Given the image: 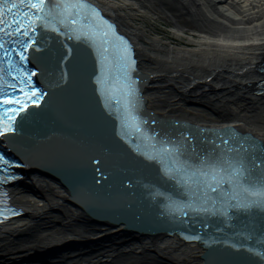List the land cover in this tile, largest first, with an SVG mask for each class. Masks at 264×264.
<instances>
[{
	"label": "bare ground",
	"instance_id": "obj_1",
	"mask_svg": "<svg viewBox=\"0 0 264 264\" xmlns=\"http://www.w3.org/2000/svg\"><path fill=\"white\" fill-rule=\"evenodd\" d=\"M91 1L131 38L166 110L264 135V95L255 88L263 79L264 0H164L170 20L193 30L172 42L139 24L130 12L139 5ZM72 195L61 176L30 171L15 190L28 214L0 231V264H207L209 246L101 221Z\"/></svg>",
	"mask_w": 264,
	"mask_h": 264
},
{
	"label": "snow or ice",
	"instance_id": "obj_2",
	"mask_svg": "<svg viewBox=\"0 0 264 264\" xmlns=\"http://www.w3.org/2000/svg\"><path fill=\"white\" fill-rule=\"evenodd\" d=\"M45 30L94 44L103 60L101 83L105 95L120 104L121 135L132 141L142 156L160 164L165 176L176 182L188 197L169 196L170 208L180 216L227 215L229 221L234 215L233 209L246 212L264 208V155L251 151V138L241 137L231 129L226 135L218 136L208 148L201 147L191 131L186 135L173 134L148 127L141 111L144 97L136 73V50L91 0H11L0 4V62L3 65L0 88H7L0 91V138L17 131L20 114L44 102L45 91L36 86V80L32 79L34 73L18 72L19 62L13 58L18 53L20 60L27 64L34 46L40 47L37 37ZM15 36L19 39L14 40ZM12 43L17 45L15 49L11 48ZM67 48L71 49L72 45L68 44ZM63 56L62 65L66 63ZM9 75L17 77L18 82L9 81ZM20 75L25 79L20 80ZM60 79L65 80L63 69ZM14 163L19 162L0 152V166ZM245 235L252 239L248 233ZM235 247L251 248V245L235 244ZM251 250L264 256V243Z\"/></svg>",
	"mask_w": 264,
	"mask_h": 264
},
{
	"label": "water",
	"instance_id": "obj_3",
	"mask_svg": "<svg viewBox=\"0 0 264 264\" xmlns=\"http://www.w3.org/2000/svg\"><path fill=\"white\" fill-rule=\"evenodd\" d=\"M93 4L98 6L95 3ZM111 21L117 26L119 34L127 37L132 42L130 37L120 32L117 23ZM71 45L74 50L71 49L67 52V56H63L64 49L59 47V44L51 51L49 49L51 47H47V52L43 50L44 57H46V53L49 54L48 60L44 59L45 66L60 77V60L63 56L66 61L63 66L69 69L72 79L80 83L86 93L92 92V81L96 78L95 75V77L93 76V73L96 72L94 65L97 61L95 59L98 52L94 51L95 46L91 41L74 39ZM132 45L135 48L133 42ZM54 53H56L55 56H53ZM136 56L138 68L145 73L137 51ZM63 74L65 84L60 88L63 97L62 99L58 97L59 103L56 104L54 98L53 102L48 103V108L45 105L46 107H43L36 115L34 114L32 119L25 124L26 131L34 132V137L42 136V134L46 136V134L51 133L55 136L59 135L62 139L68 138L70 134L78 132L79 129L82 131V128L89 127L90 125H86V122L94 118L89 119L83 115L77 117L74 111L70 109L73 102L72 97L68 96L70 94L66 85H70L71 76L67 70H64ZM55 85L57 86V83ZM56 90L57 87H55ZM144 95L142 111L149 128L157 131L162 128L165 132L183 133L185 135L191 131L197 137L200 146L208 148L215 144L218 136L226 135L231 129H235V132L239 133L241 137L252 139L251 151L254 154L264 155V135L235 126L223 127L191 119L166 110L151 93L149 86L145 89ZM146 101L148 105H146ZM89 115H92V113H89ZM114 132L115 130H113ZM96 139L99 141L100 150L104 147L113 149L114 146L110 141H113V138L106 137L101 132ZM146 172V179L158 181L159 176L155 177L154 175L151 178V173L148 170ZM160 172L164 173L163 170ZM61 177L72 188L73 195L71 197L82 203L79 200L82 196L87 209L101 221L122 224L140 233L176 232L182 234L187 238L209 246V250L204 253V256L207 257V264H264V256H260L251 250V248L260 247L261 243H264V239H262L264 238V208L257 207L246 212L233 209L234 215L231 221H229L227 215L193 214L191 216H180L179 213L168 206L170 203L169 196L188 198L181 188H178L176 182L169 180L171 183L168 192L165 189L163 191L156 182L152 184V191L150 189L146 191L142 186L143 184L139 182V178H132L131 174H125L124 177V172L121 173L112 165L110 166L109 161H105V158L100 160V165L94 170L67 171ZM125 179L127 182H124ZM129 180L132 181L131 184L128 183ZM207 225H211V227H207ZM245 233L251 235L252 239H249V236ZM235 244L251 245V248H237Z\"/></svg>",
	"mask_w": 264,
	"mask_h": 264
},
{
	"label": "rangeland",
	"instance_id": "obj_4",
	"mask_svg": "<svg viewBox=\"0 0 264 264\" xmlns=\"http://www.w3.org/2000/svg\"><path fill=\"white\" fill-rule=\"evenodd\" d=\"M114 1L119 2L120 0H114ZM145 1L147 4H149L150 6L149 8L142 6L141 2L137 0H121L120 2L122 3L132 2V5H139L138 7H141V10L131 9L130 12L135 15L139 24L142 27L147 28V30L151 33V35L155 37H159L162 40L169 42L174 41L176 32H179L181 35H184L188 38L193 37L192 36L193 30L189 28L182 30L180 27L176 25V23L170 20L169 15L167 14L170 12L166 8L169 6L166 7L164 6V0L163 1L158 0L156 3L154 2V4L149 0H145Z\"/></svg>",
	"mask_w": 264,
	"mask_h": 264
}]
</instances>
